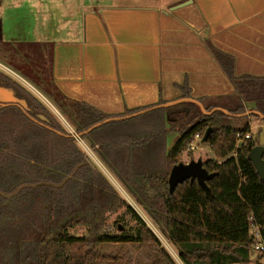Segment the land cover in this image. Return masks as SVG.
<instances>
[{"label": "trees", "instance_id": "16d2710c", "mask_svg": "<svg viewBox=\"0 0 264 264\" xmlns=\"http://www.w3.org/2000/svg\"><path fill=\"white\" fill-rule=\"evenodd\" d=\"M10 50L16 54L2 41L0 23V55ZM214 53L238 93V105L227 110L234 114L256 110L264 115V78L235 76L233 58L217 49ZM36 77L50 87L48 76L39 71ZM0 85L26 99L31 116L42 113L47 118L40 124L17 106L0 108V223L25 215V240L19 247L22 264H97L105 259L103 243H161L104 174L91 167L76 138L55 122L42 102L1 70ZM69 102L68 109L58 101L77 133L111 118L86 104ZM189 114L183 106L156 108L105 123L83 138L173 244L183 264L247 262L252 223L260 227L264 241V179L249 159L258 142L251 138L238 145V134L251 132L250 125L238 128L227 123L229 116L221 111L201 115L199 110L178 128V139L167 147V125ZM196 134L214 154L202 160L213 175L206 180L209 194L191 179L171 193L170 171L182 162L183 153L194 154L189 145ZM122 208V216L131 217L133 226L110 223V215ZM79 228L85 229L81 236L73 233ZM160 250L162 256L154 264H178L166 248Z\"/></svg>", "mask_w": 264, "mask_h": 264}, {"label": "crops", "instance_id": "0c3cea01", "mask_svg": "<svg viewBox=\"0 0 264 264\" xmlns=\"http://www.w3.org/2000/svg\"><path fill=\"white\" fill-rule=\"evenodd\" d=\"M0 9L4 42L38 50L29 56L46 60L64 96L111 118L186 97L232 108L238 93L214 49L233 58L235 76L264 78V0H2ZM172 124L169 148L180 133Z\"/></svg>", "mask_w": 264, "mask_h": 264}, {"label": "rangeland", "instance_id": "374dc122", "mask_svg": "<svg viewBox=\"0 0 264 264\" xmlns=\"http://www.w3.org/2000/svg\"><path fill=\"white\" fill-rule=\"evenodd\" d=\"M0 17L6 19V12H4V9H0ZM15 51L16 54L10 50V53H6L5 56H3V53L0 55V70L16 80V82L23 85L28 92L33 94V96L42 102V104L45 105L49 111L50 116L52 118L54 117L55 122L59 123L67 132L70 133L71 131H76L73 122L70 120L68 115L65 114L63 110H61L58 103L59 100L62 101V103H64L69 109L70 99L64 96L56 87V85L52 84V82L48 83L50 87L47 88L39 81V78L36 77L37 72L40 71L42 77L47 78L48 76V82L49 80L51 81L50 65L46 62V60L40 61L38 58L36 59L29 56L30 54H33L40 57V55L36 52L38 50L35 48L32 50V52L34 51L33 53H29L28 51L25 53V44H22L19 46L16 45ZM25 94L29 96V93L25 92ZM50 94H52V96ZM235 101L237 102L234 103L231 101V103L227 104V106L235 108L239 103L238 99ZM174 106H183L190 111L189 115L181 117L178 121L172 124L173 126L171 125L172 128H176V130L178 128L181 129L182 126L186 124V122H189V120L192 119L194 115L196 116L199 111L197 107L195 108V106L189 102L180 103ZM226 121L227 123L238 128H245L246 126L250 125L252 128L250 133L253 138H256L257 142H259L261 139L264 121L260 117L254 115L246 117L229 116L226 118ZM81 139L82 141L80 139H76V141L78 142L79 146L87 153L91 167H96L104 174V176L110 181L119 194L135 208V210L140 214L148 226L157 234L161 242L160 244L150 242L103 243L100 246V250L105 256V259L99 260L97 264H154L155 261L162 256L160 250L161 248H166L178 264H183V262L179 259L173 244L166 240L159 229L153 224L150 217L143 210V208L136 204L124 185L119 182L107 165L100 159L95 150L92 149L91 144L85 138L82 137ZM169 145L172 147L173 142L169 143ZM193 152L194 154L191 157L188 156L186 152L183 153L182 162L188 163L191 160H206L208 158L214 157L210 146L203 142H198V148ZM123 212L124 208L119 209V211L114 214H111L109 217L110 223L113 224L115 221H120L121 223L133 226L135 222L131 217L124 215L122 216ZM73 233L81 236L85 233V229L79 228L74 230ZM24 240L25 215H14L13 217H10L9 220L0 223V264H22V254L19 247ZM235 264H264V254L250 248L248 261Z\"/></svg>", "mask_w": 264, "mask_h": 264}, {"label": "water", "instance_id": "95a60500", "mask_svg": "<svg viewBox=\"0 0 264 264\" xmlns=\"http://www.w3.org/2000/svg\"><path fill=\"white\" fill-rule=\"evenodd\" d=\"M186 102L193 103L196 106H198L201 112V115H211L215 111H221L225 113L226 115L233 116V117H246L250 115H258L261 119H264V115H262L259 111H256V110H249V111H246L240 114H234L224 108H219V107L213 108L211 110H207L201 101L194 99V98H190V97L181 98L179 100L167 102L165 104H161L156 107H170V106H174V105H177L180 103H186ZM13 105L18 106L25 113H27L30 110L26 99L19 97L14 89L0 85V108L6 107V106H13ZM151 109L153 108L145 109V110H142V111H139L133 114L125 115V116L107 118L103 120L102 122H99L93 125L85 132L77 133V137L82 138L83 135L89 133L91 130L105 123H108L110 121L129 119L131 117H135L147 111H150ZM37 115L41 118V120H46V117L42 113L37 114ZM56 132L60 133L57 130ZM209 132H210V129L206 131L204 140L207 139ZM70 136L77 138L76 135L72 133H70ZM263 155H264V128L262 131L261 139L259 140L258 144L253 148V150L251 151L249 155V159L253 162L255 168L257 169L258 174L260 175L261 178L264 179ZM212 177L213 175L209 174L208 171L203 167V162L201 159L191 160L188 163L180 162L174 165L170 171L169 180H168L169 189H170V192L172 193L180 183H183L187 179H191V181L196 180L198 184L206 191V193L209 194V187L206 184V180H209Z\"/></svg>", "mask_w": 264, "mask_h": 264}, {"label": "built area", "instance_id": "2783aa9c", "mask_svg": "<svg viewBox=\"0 0 264 264\" xmlns=\"http://www.w3.org/2000/svg\"><path fill=\"white\" fill-rule=\"evenodd\" d=\"M70 133L76 135V137H77V132L76 131H71ZM238 138H239L238 145H240V144L244 143L245 140L253 138V136L251 135L250 132L247 133L245 136H243L242 133H239L238 134ZM76 139H80L82 141L81 138L77 137ZM198 142H200V135L196 134L195 137H194V140L189 145V150L194 151L195 149H197L198 148ZM251 220H253V219H251ZM251 233H252L251 238L253 240L251 248L256 250V251H258V252H260V253H262V254H264V241H263L261 233H260V227L258 225H256V224L252 223V225H251Z\"/></svg>", "mask_w": 264, "mask_h": 264}, {"label": "flooded vegetation", "instance_id": "af4514ba", "mask_svg": "<svg viewBox=\"0 0 264 264\" xmlns=\"http://www.w3.org/2000/svg\"><path fill=\"white\" fill-rule=\"evenodd\" d=\"M13 106H15V105H13ZM29 106V105H28ZM7 107V106H6ZM18 107V106H17ZM3 108V107H2ZM30 108V107H29ZM23 111V110H22ZM24 112V111H23ZM25 113V112H24ZM27 114L34 120V121H36V122H38V123H40V124H44L46 121H47V118H46V120H41V118L38 116V115H34V117L33 116H31L33 113H31L30 112V110L27 112ZM36 117V118H35Z\"/></svg>", "mask_w": 264, "mask_h": 264}]
</instances>
